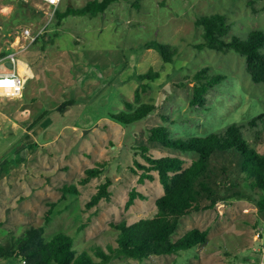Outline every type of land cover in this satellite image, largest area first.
Here are the masks:
<instances>
[{
  "label": "rangeland",
  "instance_id": "374dc122",
  "mask_svg": "<svg viewBox=\"0 0 264 264\" xmlns=\"http://www.w3.org/2000/svg\"><path fill=\"white\" fill-rule=\"evenodd\" d=\"M88 1L63 0L59 9ZM48 8L40 1L18 5L0 0V44L10 45L25 26L43 34L21 56L33 71L22 95L0 97V238L20 233L26 225L45 224L46 212L56 202L46 237L64 229L75 235L76 248L99 244L109 251V245H117L114 223L153 215L164 193L157 175L141 181L135 160L146 161L138 147L148 144L154 155H180L186 165L198 157L149 142L150 127L166 124L178 136L204 135L264 112V81L253 80L245 56L196 46L204 39L198 16L223 11L231 26L227 37H246L251 28L264 29V1L118 0L96 16L60 20L56 15L50 20ZM152 39L178 48L175 61L166 62L158 50L144 48ZM205 66L210 74L225 73L227 78L210 89L204 105H191L195 73ZM151 67L162 75L143 100L156 103V111L130 124L112 119L110 112L123 110L125 99L134 98L136 74ZM68 100L73 103L62 109ZM256 145L264 153V142ZM98 163L105 164L104 172L82 183L86 169ZM108 178L111 198L89 206ZM72 183L80 193L63 196L62 187ZM133 191L138 196L128 205ZM196 227L209 235L192 249L143 259L115 256L103 264L260 263L264 211L256 201L220 202L185 216L175 238ZM14 263L23 264L20 258Z\"/></svg>",
  "mask_w": 264,
  "mask_h": 264
},
{
  "label": "trees",
  "instance_id": "16d2710c",
  "mask_svg": "<svg viewBox=\"0 0 264 264\" xmlns=\"http://www.w3.org/2000/svg\"><path fill=\"white\" fill-rule=\"evenodd\" d=\"M6 1H15L18 5L29 4L25 0ZM115 1L118 0H89L83 6L68 4L64 10L58 8L56 17L60 20L69 15L96 16L105 12ZM196 24L203 27L204 39L196 43L199 49L234 50L245 56L253 80L264 81L263 28H251L246 37L232 35L228 38L231 26L223 11L202 14L196 19ZM42 38L43 34L36 42ZM144 48L158 50L166 62L175 61V56L179 53L178 48L172 44L157 39L148 40ZM29 65L31 68L30 63ZM209 70L210 67L205 66L195 73L196 83L191 105H204L210 89L227 78L225 73L210 74ZM161 75L153 67L137 73L135 78L138 80V87L134 98L125 99V108L110 112L109 116L120 123L130 124L155 112L157 104L144 101L143 94ZM70 103L73 101L64 102L62 109ZM40 117L43 116L40 115L39 119ZM36 121L38 118L34 120ZM148 132L149 142H159L166 147L198 155L191 164L186 165L187 160L180 155H154L150 153L151 147L148 144L138 147L146 161L143 163L135 160V164L142 169L141 181L146 178L155 179L157 175L164 188V193L157 198V211L153 215L133 223L126 220L114 223L119 230L117 245H109V251L99 244L93 245L91 249H79L75 247V235L67 230H59L46 237V225L52 221L53 206L56 205L53 202L46 212L45 224L26 225L22 232L10 231V234L0 238V264H10L15 258H20L23 264H103L115 256L143 259L153 254H177L208 240L209 231L197 227L175 238L185 216L213 209L220 202L240 199L256 201L264 211V153L256 145L264 142V112L248 122L235 121L219 131L204 135L178 136L166 124L152 126ZM103 166L105 164L98 163L88 167L81 182L87 183L101 175L104 172ZM111 183L108 178L100 184L88 205L92 206L103 198L110 199ZM62 189L65 197L69 193H80L75 183L65 184ZM137 196L138 192L133 191L128 205L134 203ZM85 225L79 228L82 229ZM94 254L101 259L97 260Z\"/></svg>",
  "mask_w": 264,
  "mask_h": 264
},
{
  "label": "built area",
  "instance_id": "2783aa9c",
  "mask_svg": "<svg viewBox=\"0 0 264 264\" xmlns=\"http://www.w3.org/2000/svg\"><path fill=\"white\" fill-rule=\"evenodd\" d=\"M25 1H40L48 5L49 8L45 12L51 20L56 15L63 0H58L55 4L51 3L50 0ZM41 32L42 30L35 31L31 26H25L15 35L10 45L0 44V80L12 81L11 85H0V97H20L22 95L33 71L27 61L25 65L22 64L21 56L36 42ZM259 264H264V254Z\"/></svg>",
  "mask_w": 264,
  "mask_h": 264
},
{
  "label": "clouds",
  "instance_id": "9594fccd",
  "mask_svg": "<svg viewBox=\"0 0 264 264\" xmlns=\"http://www.w3.org/2000/svg\"><path fill=\"white\" fill-rule=\"evenodd\" d=\"M51 3L55 4L58 2V0H50ZM11 80H0V85H11Z\"/></svg>",
  "mask_w": 264,
  "mask_h": 264
}]
</instances>
